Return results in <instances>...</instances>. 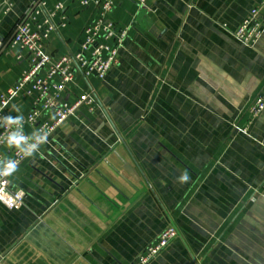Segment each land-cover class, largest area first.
<instances>
[{
	"label": "crops",
	"instance_id": "0c3cea01",
	"mask_svg": "<svg viewBox=\"0 0 264 264\" xmlns=\"http://www.w3.org/2000/svg\"><path fill=\"white\" fill-rule=\"evenodd\" d=\"M44 1L64 6L47 53L79 52L93 8ZM262 1L117 2L111 21L131 27L118 65L104 80L77 73L63 94L94 95L93 110L81 106L9 176L25 198L17 210L0 202V264H139L170 225L179 237L148 264H264V111L247 126L264 101V31L253 48L234 36ZM32 2L3 13L0 0V93L29 67L10 42ZM31 111L21 93L7 116ZM13 153L0 149L1 170Z\"/></svg>",
	"mask_w": 264,
	"mask_h": 264
},
{
	"label": "built area",
	"instance_id": "2783aa9c",
	"mask_svg": "<svg viewBox=\"0 0 264 264\" xmlns=\"http://www.w3.org/2000/svg\"><path fill=\"white\" fill-rule=\"evenodd\" d=\"M72 1L79 2L83 8L94 10L93 19L83 29L79 52L64 55L57 61L47 53L46 43L56 31L53 18L63 11L64 6L58 3L50 9L44 0H33L10 42L12 48H18L28 55L29 62L28 69L19 81L12 88L0 93V149L7 145L14 146L11 161H14L16 166L25 161L40 145L46 143L81 106L87 105L93 110L92 107L96 104L94 95H83L73 104H69L63 100V94L74 83L77 73L85 78L95 76L104 80L109 71L118 65L120 52L129 36L131 27L119 29L110 19L119 0ZM130 1L140 7L147 2ZM11 7L12 0H3V13H8ZM248 16L234 36L246 47L253 48L264 31V0ZM60 26L66 27V18L63 16ZM21 93L31 99L32 111L29 115L21 117V122L9 123L2 118L7 116V108ZM263 111L264 101L258 96L247 109V126L252 125ZM44 113L51 117L41 121ZM27 127L34 129L33 137L26 134ZM13 133L17 139L10 144L8 140ZM33 145H36L35 150ZM10 174H6L5 168L0 169V202L10 210H17L23 206L25 193L21 190H11ZM261 194L264 197V182L261 184ZM178 237L179 231L175 226L167 227L156 243L140 256L139 264H148Z\"/></svg>",
	"mask_w": 264,
	"mask_h": 264
},
{
	"label": "clouds",
	"instance_id": "9594fccd",
	"mask_svg": "<svg viewBox=\"0 0 264 264\" xmlns=\"http://www.w3.org/2000/svg\"><path fill=\"white\" fill-rule=\"evenodd\" d=\"M2 119H4L5 121L9 122V123H19L21 122V117L20 116H17L15 118L11 117V116H6V117H3ZM17 139L15 133H13L10 137H9V140L8 142L11 144L13 143L15 140ZM35 147L36 145H33V150H35ZM15 162L14 161H7L5 163V170H6V174H10L12 171L15 170ZM187 177L184 176V177H181V179H186Z\"/></svg>",
	"mask_w": 264,
	"mask_h": 264
},
{
	"label": "water",
	"instance_id": "95a60500",
	"mask_svg": "<svg viewBox=\"0 0 264 264\" xmlns=\"http://www.w3.org/2000/svg\"><path fill=\"white\" fill-rule=\"evenodd\" d=\"M9 45V43H7L1 50H0V56L5 52L7 46Z\"/></svg>",
	"mask_w": 264,
	"mask_h": 264
}]
</instances>
